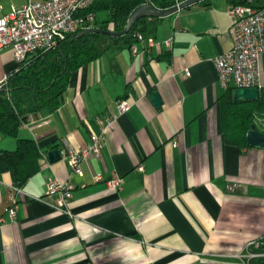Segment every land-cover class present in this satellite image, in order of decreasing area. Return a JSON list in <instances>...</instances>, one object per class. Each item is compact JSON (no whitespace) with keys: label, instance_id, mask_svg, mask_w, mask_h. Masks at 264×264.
<instances>
[{"label":"crops","instance_id":"1","mask_svg":"<svg viewBox=\"0 0 264 264\" xmlns=\"http://www.w3.org/2000/svg\"><path fill=\"white\" fill-rule=\"evenodd\" d=\"M30 1L42 0H0V18ZM231 2L202 0L146 18L137 54L102 37L101 56L72 74L57 111L33 114L17 137L0 133V151L31 139L42 154L23 186L0 174V264H241V255L261 252L249 243L264 237V150L248 146L238 122H225L227 90L215 65L232 48ZM94 14L95 28L114 31L110 11ZM150 39L172 40V48L147 52ZM21 66L11 48L1 50L0 85ZM260 66L264 91V54ZM121 98L133 106L104 135L103 160L73 173L61 151L84 149L101 135L100 120L116 116ZM254 123L264 133V116ZM52 150L61 156L55 163ZM116 176L121 190L106 182ZM51 179L73 186L64 211L48 197Z\"/></svg>","mask_w":264,"mask_h":264},{"label":"built area","instance_id":"2","mask_svg":"<svg viewBox=\"0 0 264 264\" xmlns=\"http://www.w3.org/2000/svg\"><path fill=\"white\" fill-rule=\"evenodd\" d=\"M96 0H42L30 1L22 8H14L12 12L0 18V51L11 48L16 60L25 64L32 56L40 52H48L60 47L69 37L83 30L93 28L96 16L89 9ZM189 0H174L173 7H180ZM229 12L234 23L230 29L232 39L231 50L218 57L215 65L219 75L221 86L229 88H258L261 85V57L264 54V0H231ZM137 42H144L141 33L136 34ZM147 42L149 48H172V40L157 43L153 39ZM132 52L137 54L135 45L131 46ZM185 75L189 76L188 69ZM132 103L121 98L116 103V116H109L105 121L100 120L101 135H94L91 143L84 149H70L69 152L61 151L62 159L68 161L73 173L82 176L83 164H87L91 158L103 160L105 146L104 135L115 125L117 117L129 112ZM36 120V115H29L22 125L28 127ZM143 166L138 168L142 172ZM96 181H103L101 176ZM108 186L121 190L124 180L121 177H112L106 181ZM73 186L68 182L51 179L48 183V197L55 208L64 211L68 201L72 198ZM15 193L21 190L13 187ZM13 207L9 210L12 219L16 218L17 200L15 194L11 195ZM69 213V212H68ZM4 220H0L2 224ZM249 245L255 247L258 253L241 255V264H251L253 260H259L256 264H264V237L252 241Z\"/></svg>","mask_w":264,"mask_h":264},{"label":"trees","instance_id":"3","mask_svg":"<svg viewBox=\"0 0 264 264\" xmlns=\"http://www.w3.org/2000/svg\"><path fill=\"white\" fill-rule=\"evenodd\" d=\"M147 2L158 9H170L174 6V0H96L89 12L110 11L107 24L112 25L114 31H122L133 11ZM146 20H140L129 34L120 38L90 33L74 39L77 33L60 47L32 56L1 85L0 133L17 137L21 125L29 115L44 110L50 113L57 111L72 74L101 56L100 39L105 37L109 44L132 46L137 41L136 34L144 32V28L140 26ZM235 89L229 88L223 98L225 122L236 121L242 132L248 133L255 124V118L264 116V91H261L258 101L244 108L240 106L241 102L234 100ZM41 156L34 140L18 139L15 151H0V174L10 173L15 185L23 186L39 172Z\"/></svg>","mask_w":264,"mask_h":264},{"label":"water","instance_id":"4","mask_svg":"<svg viewBox=\"0 0 264 264\" xmlns=\"http://www.w3.org/2000/svg\"><path fill=\"white\" fill-rule=\"evenodd\" d=\"M202 0H189L183 3L180 7H173L170 9H158L152 3L147 2L146 4L138 7L130 15L126 27L122 31L103 30L97 28L86 29L78 33L74 39H79L82 36L90 33H96L103 36L120 38L129 34L135 27V25L142 19L146 18H164L172 14L178 13L179 11L188 8L192 5L199 3ZM1 88V85H0ZM261 91L258 88H242L235 89L233 97L236 101L256 102L260 99ZM153 104L159 108L162 104L159 94H154ZM248 146L252 148L264 150V133H260L255 125H252L248 135ZM48 158L51 163H55L61 159L58 150H52L48 154Z\"/></svg>","mask_w":264,"mask_h":264},{"label":"rangeland","instance_id":"5","mask_svg":"<svg viewBox=\"0 0 264 264\" xmlns=\"http://www.w3.org/2000/svg\"><path fill=\"white\" fill-rule=\"evenodd\" d=\"M105 37H103V39H104Z\"/></svg>","mask_w":264,"mask_h":264}]
</instances>
